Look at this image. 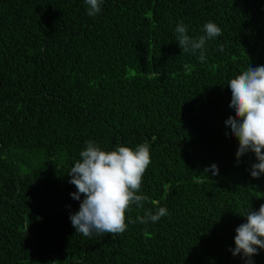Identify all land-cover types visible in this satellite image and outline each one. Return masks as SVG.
Here are the masks:
<instances>
[{
    "label": "trees",
    "instance_id": "1",
    "mask_svg": "<svg viewBox=\"0 0 264 264\" xmlns=\"http://www.w3.org/2000/svg\"><path fill=\"white\" fill-rule=\"evenodd\" d=\"M0 0V264H246L236 228L264 204L255 154L238 158L229 81L264 66V0ZM198 38L183 53L175 27ZM191 68L185 71V65ZM227 133V135H226ZM150 145V199L121 234L76 233L68 175L86 142ZM215 164L218 175L206 168ZM155 202V204L153 203ZM166 207L158 222L133 223ZM264 264V249L251 257Z\"/></svg>",
    "mask_w": 264,
    "mask_h": 264
},
{
    "label": "clouds",
    "instance_id": "2",
    "mask_svg": "<svg viewBox=\"0 0 264 264\" xmlns=\"http://www.w3.org/2000/svg\"><path fill=\"white\" fill-rule=\"evenodd\" d=\"M86 3L89 16L100 13L102 0H86ZM203 32L193 38L188 34V25L180 22L175 27L176 41L182 52L195 54L199 50L200 62L206 61V41L222 35V29L214 22H207L203 25ZM184 67L190 73V66L186 64ZM228 84L232 93L229 107L235 110V116L226 120V126L239 140L238 162L246 153L255 154L258 162L252 165L251 176L259 178L264 174V66L248 65ZM80 157L68 172L69 183L77 189L72 197L80 200L81 194L84 196L79 210L70 215L76 233L89 238L123 233L128 227L127 213L131 207L135 204L144 208L150 199L141 193L144 175L151 164L150 145L145 142L135 148L118 146L109 151L88 140ZM209 170L218 175L215 164L205 172ZM168 214L166 207H156L155 211L147 209L145 215L132 222L154 223ZM243 216L247 217V222L236 228L232 252L234 256L243 253L246 264H253L251 257L258 254L259 249H264V204L258 211L249 209Z\"/></svg>",
    "mask_w": 264,
    "mask_h": 264
}]
</instances>
